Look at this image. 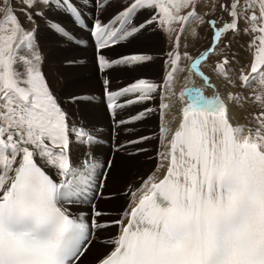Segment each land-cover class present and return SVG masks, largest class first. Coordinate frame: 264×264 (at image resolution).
Returning a JSON list of instances; mask_svg holds the SVG:
<instances>
[{"label":"snow or ice","instance_id":"snow-or-ice-1","mask_svg":"<svg viewBox=\"0 0 264 264\" xmlns=\"http://www.w3.org/2000/svg\"><path fill=\"white\" fill-rule=\"evenodd\" d=\"M94 2L98 11L112 10L107 22L97 16L90 35L103 96L113 115V139L116 129L130 134L113 144V153L125 158L146 153L143 145L149 137H137L123 126L158 110L162 150L157 166L139 188L126 193L129 204L116 213L119 218L104 220L112 213L97 208L94 200L119 161L113 156L100 162L93 156L91 149L101 141L77 124L54 93L43 71L45 58L36 31L25 29L11 7L0 9L5 13L0 22V264H83L93 239L112 227L118 231L100 241L108 251L95 264H264V110L253 115V122L241 123L230 107L249 99L240 91L209 98L201 89L177 93L174 88L184 71L182 61L192 59L181 53V37L191 29L195 38L198 32L192 25L208 24L212 46L195 59L191 71L215 90L201 65L220 55L216 49L227 34L252 37L248 48L256 50L253 62L239 69L236 80L231 78L237 71L233 64L239 63L235 55L223 56L214 71L228 87L253 91L252 99L264 109V91L255 94L257 86L264 90V0L221 4L229 20L220 27L217 19L201 15L200 0ZM21 3L26 19L35 23L53 0ZM59 3L77 26L88 28L75 0ZM50 27L61 38L74 40L61 24ZM145 31L161 33L170 45L162 53V82L138 79L110 90L114 73H138L155 62L156 57L146 53L109 55L113 47ZM128 96L136 98L117 103ZM157 98V109L116 119L117 109ZM92 99L72 97L70 102ZM176 103L182 105L181 123L173 133L175 116L167 124L165 118ZM76 145L89 149L79 163L72 158ZM162 170L161 177L157 173ZM81 203L90 205L87 220L70 207Z\"/></svg>","mask_w":264,"mask_h":264},{"label":"rangeland","instance_id":"rangeland-1","mask_svg":"<svg viewBox=\"0 0 264 264\" xmlns=\"http://www.w3.org/2000/svg\"><path fill=\"white\" fill-rule=\"evenodd\" d=\"M207 1H211V0H207ZM4 5H5L4 1H3V3H0V6H4ZM47 15L53 20L60 21L61 24L64 25V27L66 29H70L72 26L74 28V31H76V32L79 31L78 28L75 27L72 23L65 21V20H68L67 17L60 16V15H53L50 11H49V13H47ZM44 25H45V23L42 22L41 27H44ZM203 31H205V30L203 29ZM76 35H77V33H76ZM80 35H83V34L80 33ZM149 35L153 36L154 34L153 35L149 34ZM58 39L59 38H56L53 34H49L48 32H46L43 39H42V45H43L44 53H45L46 57H48L47 61L49 64V68L54 70V75H55L56 79L60 82L58 84H61L60 88L57 90L60 93L61 98L62 99H68V98H72V97H77L78 96L77 93L83 91V90H80L79 88H77L76 84L74 83V81L77 78L83 79L85 81H89L90 83L98 80L97 82L100 85L96 86V87H92V88L88 87V91L86 92V94L92 95V94L99 93V91L102 90L101 81H100L99 76H98L97 68L94 70L95 65L91 64L92 61L88 65V66L92 65L89 68L81 66V65H75V66H66L65 65V63H77L80 60H83L85 58L91 60L93 58V56H87L85 54V52H82V49L78 48L77 46H75L73 44H68L64 40L58 41ZM61 39H63V38H61ZM237 40L240 42H238ZM203 41L204 40H201L199 42L200 44L198 43V45H200V46L204 45L205 41L204 42ZM227 42H230V44L232 45V48L230 49L231 51L229 50V52H231L235 56L238 55V52L241 49H243V47H244V49H246L245 48L246 38L243 35L235 37V38L230 37ZM237 42L239 44H235ZM241 43H242V45H241ZM60 44H64V45H60ZM237 45H240L239 47L241 49L239 47L237 48ZM217 49H219V48H217ZM64 50H66L67 52H71V54L65 53ZM121 53L125 54V53H129V52L126 51V52H121ZM132 53H139V52H132ZM114 56H116V54ZM112 57H113V55H112ZM158 66H160V65L158 64ZM89 69L91 71L90 72H83L82 77H76L73 74V72H78L79 70H89ZM43 71L46 74V77H47L49 84L51 86L50 79L47 75V70H46L45 65H43ZM70 72H72V73H70ZM183 72H182V74H183ZM78 73H80V72H78ZM118 73H122V72H118ZM126 73L127 74L123 73L124 78H117L115 80V82L118 83L119 80H125L124 83H126V82H129L130 80L136 79V77H137L134 73H130V75L132 74V76H128L129 72H126ZM116 74L117 73H114L112 76H114ZM77 75L80 76L81 74H77ZM53 81L54 80H52L51 82H53ZM58 84H57V86H58ZM118 89H120V88H118ZM54 93H55V91H54ZM79 96H81V95H79ZM124 102H126V101L125 100L121 101V103H124ZM90 105L100 106L101 109L100 108H96V110L92 109V107ZM71 108H72L71 112L75 114L76 118L82 119L78 114H76L77 112H79V114L85 118V119H82L80 122H83L84 124H87L89 126H91L93 124V122H97V125H99L105 119H109V116H108L106 110L101 105L95 104L94 101H86V102L80 101L78 103V105L71 106ZM151 115H152V113H150L149 116H151ZM149 119H154V118L149 117ZM155 119H157V118H155ZM111 121H113V120L109 119V127L111 126ZM141 122L142 123L136 127V132L133 133L137 137L142 132H146L148 134L151 129L155 128V127L147 128L146 122L145 121H141ZM128 135H130V134H128ZM127 137L123 138V140H125ZM105 139L112 140L117 144L116 136L113 139V136L109 135L107 133V135L105 136ZM76 146L78 147V149L73 151L72 158L75 159L77 161V163H79L85 157L84 153L86 154L88 149H86L84 145H76ZM143 146L147 148V152H148V145H147L146 141H145ZM95 151H97V153L100 154V157H105V156L109 157L111 155V152H108L107 150H104L103 148H100V147L95 148ZM92 154H93V152H92ZM144 154L145 153H140L134 157H127V158L121 157V155L119 153L117 154L115 159L117 161H119V168L116 170L115 174H113L112 171H109V173H111V174L109 176V181L106 184L107 187H105V190H104L105 197L103 198V200L100 201L99 209H103V210L110 212V213H116L118 211H121L125 207L126 202L128 200L127 199L128 195L126 194L127 191H129V190L132 191V190L139 188L143 184V182L152 174V173L148 172L146 175H144L142 177H137V178L133 177L132 178V176L135 174V172L142 169V163H144L145 159H146L145 157H142V155H144ZM154 157H155V155L153 152V158ZM145 163L148 164V162H145ZM123 173H125V174H123ZM108 184H110V185H108ZM106 193H107V195H106ZM103 219L104 220H114L116 218H113V216H111V217L109 216V217H104ZM115 231H116V227L105 230L106 233H104V235L100 236L99 239H97L93 243V245L91 246L90 254H87L85 261H87L88 258H94V256L98 255V253H101L103 255L101 250L104 249L105 245L103 243H101L100 241L104 240L105 238H108L109 237L108 234L109 233H111V234L115 233ZM99 247H100V249H99Z\"/></svg>","mask_w":264,"mask_h":264},{"label":"bare ground","instance_id":"bare-ground-1","mask_svg":"<svg viewBox=\"0 0 264 264\" xmlns=\"http://www.w3.org/2000/svg\"><path fill=\"white\" fill-rule=\"evenodd\" d=\"M112 15V10H109L107 11L106 13V19L108 20L110 18V16ZM68 31H70L71 33L73 34H76L77 35H80V33H82L83 35H85V33L83 31H81L79 28H78V32L74 31V28L71 26L70 29H67ZM205 30V29H204ZM153 35V34H152ZM62 40V39H61ZM242 40V39H241ZM205 41V40H204ZM203 41V42H204ZM232 41V40H231ZM238 41V40H237ZM244 41V40H243ZM240 42V41H238ZM235 43V44H239V43ZM242 42V41H241ZM164 44H165V41L164 39L161 37V36H158V35H153V36H150V35H144L142 37H138L136 39H134L128 46H116L115 49V52H113V58H118L119 56H122V55H127V54H131L132 52H139V53H151V54H155V55H160L162 54V52L164 51ZM200 44V43H199ZM202 44V43H201ZM244 44V43H243ZM60 45H64V44H60ZM242 45V43H241ZM77 46V45H75ZM240 45H237V48L239 47ZM78 47V46H77ZM235 47V46H234ZM80 48V47H78ZM240 48V47H239ZM246 48V46H245ZM49 49V48H48ZM82 49V52H85V54L87 56H93V52L91 49H83V48H80ZM241 49V48H240ZM124 50V51H123ZM235 50V49H234ZM65 53H68V54H71V52H67L66 50H64ZM128 51L129 53H125V54H122L121 52H126ZM231 51V50H230ZM238 51V50H237ZM229 52V51H228ZM116 54V56H114ZM237 54V53H236ZM73 55V54H72ZM234 55V54H232ZM237 60H239V62L242 64L244 63L245 65L249 63V60H248V57H247V51L244 49H241L239 52H238V55L235 56ZM48 57H46V60L44 62V65L46 66V70H47V75L50 79V83H51V86L53 88V90L55 92H58L57 90L60 88L61 84H58L60 83L55 75H54V70H52L51 68H49V64H48ZM89 60V59H88ZM93 60V58L91 60H89V63L87 65H85L84 67H87L89 68L90 66H88L90 64V62ZM238 64V63H237ZM95 65V64H94ZM93 65V66H94ZM150 67H153V71L150 72L149 70L147 69H151ZM235 67V66H234ZM93 68V67H92ZM96 65H95V68L94 70L96 69ZM70 70V69H69ZM163 68L160 64V66H158V64H153L152 66H146L141 72H138V73H134L137 77L136 79H139V78H148V79H152V78H156L157 76H159L162 72ZM72 71V70H71ZM91 70H79L78 72H73V74L76 76V77H82L83 75V72H90ZM187 71V68H184V73H186ZM98 72V70H97ZM72 73V72H70ZM117 74L112 76V83H111V88L112 90H116L118 89L119 87L122 86V84H118L115 82V80L117 78H124V74H127L126 72H122V73H118L116 72ZM124 73V74H123ZM77 74H81L80 76H78ZM182 72L179 74V75H183ZM190 74H191V71L189 72V74L187 73V76L190 77ZM128 76H132V74L130 75V73H128ZM234 77V76H233ZM52 80H54L53 82H51ZM200 80L197 76H194V81H198ZM98 81V80H97ZM97 81H94L92 83H90L89 81H85L83 79H80V78H77L74 83L76 84L77 88H79L80 90H83L82 92H78L77 95H90V94H86V92L88 91V87L89 88H92V87H96V86H99L100 84H98ZM218 87H219V90L220 91H223L225 90L227 87V85L221 83L220 81H216ZM58 84V86H57ZM175 86V85H174ZM179 87V86H178ZM179 91L181 92V87H179ZM236 91H240L242 94L246 95L247 92L244 90V89H236ZM103 90H100L99 93H102ZM59 93V92H58ZM98 93V94H99ZM249 93V92H248ZM206 96V95H205ZM247 97V96H246ZM136 97H134L135 99ZM95 102V101H94ZM121 103V101H119ZM125 103V102H124ZM95 104H99L101 105L105 110H106V107L104 105V103L102 104L101 102H95ZM92 107V109H95L96 108H100V106H94V105H90ZM242 106L244 107V109H240V108H235L234 106H232V112H233V115L237 118V120H239L241 123H249L250 120L252 119V115L253 113L259 111V109L256 107V104L253 102V100L251 99H247L245 100L243 103H242ZM182 107V106H181ZM181 107H179L178 109H175L174 111H172V115H169L165 118V123L167 124L169 120H172V116L174 115L175 116V121L173 123H171L170 127L172 129V132L174 133V131L176 130V125H177V119L178 117L180 116L181 117V113H180V109ZM178 113H180V115H178ZM113 120V119H112ZM143 121L146 122V127L149 128V127H155L154 129H151L149 131V133L147 134L146 132H142L139 136H146V135H149V140L146 141L147 145H148V152H146L144 155H142V157H145V162H148V164H146L145 162L142 163V169L141 170H138L137 172H135V174L132 176L133 177H142L144 175H146L148 172L150 173H153L155 170V167L157 166V152L162 150L160 148V145H159V125L160 123L157 122V120L154 118V119H149V118H146L144 119ZM112 122L111 121V125H112ZM91 126H94V127H102V128H97V129H92L93 132L97 133V134H100L102 135V138L103 140L109 142V147H105V146H98L100 148H103L104 150H107L108 152H111V144H114L115 142L112 141V140H107L105 139V136L107 135V133L109 135H112L113 136V132L111 131L110 127H109V119H105L101 124L97 125V122H93V124ZM113 128V126H111ZM119 130V129H117ZM129 136V135H127ZM125 134L123 133H118L117 136H116V142L117 144L120 143L123 138L127 137ZM169 139H171V134L169 135ZM97 148V147H96ZM76 149H78L77 146L74 147V150L75 151ZM153 152H154V155L155 157L153 158ZM118 154V153H117ZM116 154V156H117ZM114 157L115 154L113 155ZM107 160L109 157L108 156H105V157H99L98 160L100 162H103V160ZM74 163H77V161L75 159H73ZM111 173H109L108 177L110 176ZM125 174V173H123ZM163 174V170L160 172V173H157V175L159 176H162ZM110 185V184H108ZM107 187V186H106ZM105 190V189H104ZM104 190L101 194V198L103 200V198L105 197V193H104ZM98 194V193H97ZM107 195V193H106ZM129 198V196H127V199ZM101 201V200H100ZM108 203V202H107ZM128 206V205H127ZM78 210H75V212H77ZM88 213L89 212H83L84 214V217H85V220L88 219ZM111 217V216H110ZM109 232V231H108ZM106 233V232H105ZM113 235L115 233H112ZM108 237V236H107ZM94 243V242H93ZM92 243V245H93ZM97 246V245H96ZM100 249V247H99ZM102 249V248H101ZM93 250V249H92ZM102 253L104 254L106 251H108V247L105 245L104 246V249L101 250ZM102 255L101 253H98L97 256H94V258H88L87 261H85V258L87 257V254H86V257L85 258H82L83 259V264H95V261L96 259Z\"/></svg>","mask_w":264,"mask_h":264}]
</instances>
